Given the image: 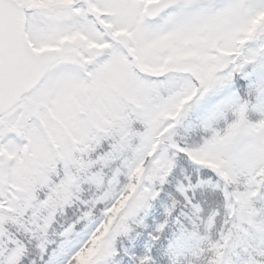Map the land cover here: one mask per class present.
Wrapping results in <instances>:
<instances>
[{
    "label": "snow or ice",
    "instance_id": "6c2138e0",
    "mask_svg": "<svg viewBox=\"0 0 264 264\" xmlns=\"http://www.w3.org/2000/svg\"><path fill=\"white\" fill-rule=\"evenodd\" d=\"M0 264H264V0H0Z\"/></svg>",
    "mask_w": 264,
    "mask_h": 264
}]
</instances>
